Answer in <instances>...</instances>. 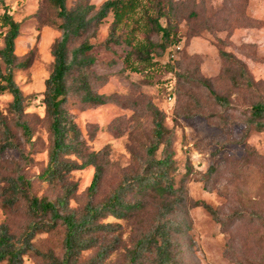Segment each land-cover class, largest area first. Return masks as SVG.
I'll use <instances>...</instances> for the list:
<instances>
[{
  "label": "rangeland",
  "instance_id": "obj_1",
  "mask_svg": "<svg viewBox=\"0 0 264 264\" xmlns=\"http://www.w3.org/2000/svg\"><path fill=\"white\" fill-rule=\"evenodd\" d=\"M105 1L66 4L68 9L93 6L95 12ZM3 12L19 25L14 55L17 64L27 65L14 71V81L25 97L24 119L32 138L30 143L23 140L9 113L11 97L0 94V125L10 129L19 146L3 154L0 177L22 176L30 182L32 196L54 202L62 196L60 185L42 182L39 176L52 143L42 95L53 69L52 46L61 37L60 20L51 0H0V20ZM140 15L138 8L129 16L128 30ZM111 23L108 15L70 40L67 55L72 67L63 110L81 133L82 160L88 153H99L96 165L101 174L93 204L100 205L125 185L123 200L135 207L124 218L101 220L118 228L111 234L87 233L91 244L69 264H131L138 242L162 223L177 264H264V132H251L243 139L247 109L264 101V0H171L160 23L170 27L172 39L151 54L156 65L149 69L133 63L134 55L124 61L130 51L124 44H105ZM5 31L0 27V50ZM145 37L161 45V35L144 30H138L135 42ZM83 44L92 49L74 61V51ZM217 50L234 56L244 66L245 77L239 65L220 59ZM135 67L136 72L131 69ZM204 86L233 108L221 109ZM169 89L173 102L166 101ZM85 90L103 96L105 104L84 102ZM151 109L160 113L168 132L155 154V159L169 157L170 162L162 186H171V191L163 197L132 187L146 171ZM66 160L81 162L75 156ZM94 174V167L88 166L66 177L73 192L65 213L76 219L83 215ZM3 186L0 183V191ZM28 222L24 202L11 208L0 202V225L9 234L18 237ZM64 238L65 227L58 223L54 230L39 232L32 243L41 253L51 252L61 260ZM102 249L106 254L99 259ZM148 249L135 264L157 261L155 246ZM23 264L44 261L28 255Z\"/></svg>",
  "mask_w": 264,
  "mask_h": 264
},
{
  "label": "trees",
  "instance_id": "obj_2",
  "mask_svg": "<svg viewBox=\"0 0 264 264\" xmlns=\"http://www.w3.org/2000/svg\"><path fill=\"white\" fill-rule=\"evenodd\" d=\"M67 1L51 0L60 20L58 30L61 37L52 46L53 69L44 82L42 103L50 122L49 132L52 143L47 166L39 176L42 182L59 184L62 189V196L54 202L40 199L30 194V182L24 177H0V183H4L0 191L1 205L4 208H11L20 202H24L29 218L28 224L18 237L9 234L6 227L0 225V264H23L24 257L28 255L40 257L44 264H69L80 253V250L91 244L90 238H87V233L111 234L118 228L113 224L100 223L101 220L107 216L117 219L124 218L126 213L135 207L123 200L122 196L128 189L125 185L115 189L100 205L93 204V196L97 191L101 174L96 165L99 153H88L85 156L86 160H82L84 156L80 154V151L84 147V142L81 139V133L74 121L63 110L67 95L65 81L72 67L67 55L68 44L72 38L87 31L92 24L98 25L108 15H111L112 23L105 44L107 46L124 44L130 48L124 61H129L134 55L136 61L133 63L136 62L138 66L143 65L142 68L149 69L156 65L150 58L151 54L158 48H166L172 39L170 27L160 23V19L165 18L168 14L171 0H106L95 12L93 6L77 5L68 9ZM138 8L141 10L138 24H133L128 30L129 16ZM153 11L154 16L152 15ZM0 27L6 30L5 33L1 32L3 33V47L0 50V94H7L11 97L9 113L14 117V127L20 132L23 140L30 143L32 133L24 119L25 97L14 81V71L27 65L26 63L17 64L14 55V42L19 34V25L3 12ZM138 30H144L145 34L161 35V45L153 44L148 37L143 38L142 42H135V34ZM91 49V45H81L74 51V61L79 55L81 56ZM175 50H173V54L176 53ZM217 52L220 59L239 65L240 74L245 77L244 66L234 56L221 50H217ZM131 69L136 72L138 68ZM204 87L208 89L215 104L221 109L227 111L233 108V105L226 98L218 96L209 87ZM171 93L174 95L173 89ZM83 101L92 105L105 104L103 96L93 95L89 90H85ZM150 114L153 130L152 141L145 150L147 156L146 171L143 176L134 180L132 187L135 185L139 192L143 190L154 191L163 197L171 191V186H162V181L167 179L170 162L169 157L155 159V154L160 144L168 137V132L163 127L160 113L151 109ZM243 123L245 126L243 139L247 138L251 132H264V101L257 102L247 109V117ZM0 131L2 135V141H0L1 160L6 151L17 150L19 146L12 132L4 123H1ZM67 156H75L81 162L67 161ZM88 166L95 169L94 177L88 187L89 201L85 205L83 215L76 219L72 214L65 213L68 198L73 192V187L66 177L70 173ZM202 207L208 213L215 215L209 206L202 204ZM58 223L65 227L64 255L61 260L57 259L51 252L41 253L32 243L39 232L54 230ZM159 239H161L160 243ZM151 245L155 246L156 252L157 261L154 264H177L171 255L170 240L164 223L158 224L150 234L138 242L137 249L130 259L131 264H135L141 253L149 250ZM105 254V250L102 249L98 258L102 259Z\"/></svg>",
  "mask_w": 264,
  "mask_h": 264
},
{
  "label": "built area",
  "instance_id": "obj_3",
  "mask_svg": "<svg viewBox=\"0 0 264 264\" xmlns=\"http://www.w3.org/2000/svg\"><path fill=\"white\" fill-rule=\"evenodd\" d=\"M175 49H176V50H179L180 47L177 46ZM166 101H167V102H173V101H174V95L171 93V89H169V90L167 91V94H166Z\"/></svg>",
  "mask_w": 264,
  "mask_h": 264
}]
</instances>
